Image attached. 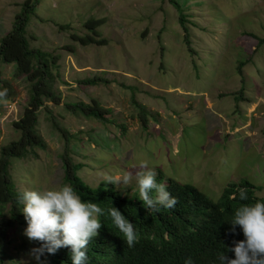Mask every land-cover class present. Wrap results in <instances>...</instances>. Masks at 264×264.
Wrapping results in <instances>:
<instances>
[{
  "label": "rangeland",
  "instance_id": "rangeland-1",
  "mask_svg": "<svg viewBox=\"0 0 264 264\" xmlns=\"http://www.w3.org/2000/svg\"><path fill=\"white\" fill-rule=\"evenodd\" d=\"M25 1L0 0V39ZM34 1L27 35L32 48L59 54L61 102L38 110L46 147L12 159L10 173L26 198L0 262L53 264L39 258L46 230L67 220L95 230V215L66 196L64 153L81 165L86 184L106 181L124 195L172 178L213 201L244 180L264 197V0H175L190 46L169 0ZM89 19L103 21L95 39L106 44L71 38L93 35L84 27ZM1 69L16 93L0 101V146L19 138L13 122L28 103V84L14 76V65ZM93 101L109 111V122L67 108Z\"/></svg>",
  "mask_w": 264,
  "mask_h": 264
},
{
  "label": "trees",
  "instance_id": "trees-1",
  "mask_svg": "<svg viewBox=\"0 0 264 264\" xmlns=\"http://www.w3.org/2000/svg\"><path fill=\"white\" fill-rule=\"evenodd\" d=\"M169 1L179 12L190 46L183 8ZM35 11V1L26 0L12 28L0 39V101L16 93L12 81L2 77V64H13L14 76L28 84V103L13 122L19 138L0 146V247L6 233L22 220L26 198L10 173L12 159L26 158L33 149L46 147L37 129L38 110L47 108L46 101L61 102L55 86L58 80L63 82L59 54L30 46L27 26ZM102 23L89 19L84 27L94 36L72 34L71 38L82 45L106 44L95 39ZM263 42L261 38L258 44ZM85 82L96 84L97 79ZM67 108L109 122L105 117L109 111L97 101L72 103ZM61 159L66 196L78 198L89 218L95 215L96 228L89 231L69 220L49 228L39 242L40 259L53 264H264V197L256 194L257 187L249 181L229 183L216 201L194 185L172 178L167 184L157 179L144 194L124 195L106 181L89 186L77 175L80 164L73 163L67 153Z\"/></svg>",
  "mask_w": 264,
  "mask_h": 264
}]
</instances>
